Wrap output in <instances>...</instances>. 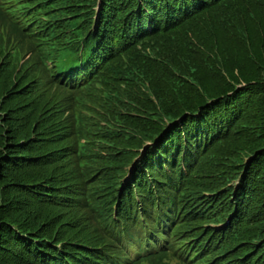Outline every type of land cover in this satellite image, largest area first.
Returning <instances> with one entry per match:
<instances>
[{"label": "trees", "instance_id": "1", "mask_svg": "<svg viewBox=\"0 0 264 264\" xmlns=\"http://www.w3.org/2000/svg\"><path fill=\"white\" fill-rule=\"evenodd\" d=\"M0 24V264H169L174 240L264 264V0H0Z\"/></svg>", "mask_w": 264, "mask_h": 264}, {"label": "rangeland", "instance_id": "2", "mask_svg": "<svg viewBox=\"0 0 264 264\" xmlns=\"http://www.w3.org/2000/svg\"><path fill=\"white\" fill-rule=\"evenodd\" d=\"M32 11H34V9H31V11H27L24 14H17V16H19L21 18V17H24V16L28 15L30 17V12H32ZM71 11H73V10H71ZM30 18L31 19L28 21L29 28H33V26L35 25V22L34 23L31 22L32 21V17H30ZM8 34H9V30L5 26H2V24H0V36H2L5 39L6 36H8ZM28 34H29V31H26V32L23 33V35H28ZM168 40H169V38H167V36H159V37L154 39V42L163 41V44H165L166 41H168ZM23 44L26 47L30 46L29 39H28L27 36L24 38ZM171 45L173 46V44H171ZM140 47H142V46L138 45L136 48H140ZM168 50H170V49H168ZM148 53L149 52L146 49V55ZM168 54L173 55L170 52H168L167 55ZM127 58H128V53H126V55H123V56H118L116 62H120V64L121 63H125ZM26 60H28V61L31 60V57H30V59H28V55H27L21 61H26ZM6 61L7 60L5 59L4 55L0 54V67H2L4 65V62H6ZM153 65L155 66L156 63L153 62ZM167 70H169V69L167 68ZM12 78L13 77H11V80H12ZM17 81L18 82L20 81L18 79V77H17ZM117 85H119L120 87H123V84H120V82H115V86H117ZM13 87H14V84L11 83L9 85V88L12 89ZM16 87L17 86H15V88ZM97 87L101 88L100 84H97ZM100 95L104 98V94H103L102 91L96 93L97 101H100V103L102 105L104 103L100 100ZM9 105H11V104H9ZM9 105H7V103L5 101H2V103H0V114H4L5 112L7 113L9 111V109H10ZM112 110H113V108L112 109H108L107 115H104V113H103L104 110L101 111L100 109H97L96 112L99 113L100 116L98 118L99 120H97V119L96 120L98 122H102L103 124L104 123H107V124L112 123V120H110V118L108 117V116L112 115ZM133 119L137 120L138 118L137 117H133ZM105 128H107V127L105 126ZM26 131L31 132L30 129L26 130ZM103 136H105V135H103ZM68 141H69V143H67V144L66 143H62V144L58 145V147H55V149H53L54 146L52 145V149L47 148L46 150H47V152L52 151L54 153L56 150H60V149H62L64 147H66V146L67 147L70 146V145L72 146L73 145L72 135L70 136V139H68L66 142H68ZM56 168L59 171V169L63 168V166H58ZM51 172H54V168L51 170ZM61 173H64V172H61ZM58 179H59L58 181L61 180L60 177ZM248 214H250V213H248ZM51 216L56 218L55 219V224H56V226H59V230H60V233L63 234V238L68 239L69 241L72 240V242H83L84 243V242L88 241L87 239H81V237L88 236V233L84 229L85 226L82 225L81 222H79L80 221V216H81V211L75 210V209L66 208V207H56L54 210L53 209L51 210ZM155 216H156V213H154V217ZM107 226H108V228L112 229V231H113V229H114L113 223L112 224H108ZM117 231H119V230L117 229ZM173 243H175L174 244V251L169 254V258H170V259H168L169 264H188V263L191 264L193 261L192 260L188 261L189 260L188 248L190 247V243L188 245H184V246L182 244H177L175 240L173 241ZM134 251H136V247L132 246L131 254H133Z\"/></svg>", "mask_w": 264, "mask_h": 264}]
</instances>
